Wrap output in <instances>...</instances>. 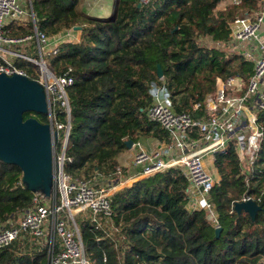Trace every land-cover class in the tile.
Here are the masks:
<instances>
[{
  "label": "trees",
  "instance_id": "1",
  "mask_svg": "<svg viewBox=\"0 0 264 264\" xmlns=\"http://www.w3.org/2000/svg\"><path fill=\"white\" fill-rule=\"evenodd\" d=\"M224 0H114L110 13L90 15L80 0H30L34 21H6L11 35L39 31L49 36L74 26L78 41H62L46 55L56 74L69 66L75 82L67 88L70 133L65 170L92 178L121 167L119 155L126 140L153 136L167 143L169 132L149 118L153 82L170 91L177 111L195 119L208 118L205 98L216 89L217 78L241 75L248 80L254 63L241 53L198 41L230 39L231 22L264 6V0H241L220 6ZM32 44L37 46L36 42ZM15 65L30 77L39 75L33 62L15 57ZM160 64L163 75L157 74ZM198 104V105H197ZM59 119L66 121L64 112ZM42 122L48 113L26 111ZM260 146L244 170L236 145L216 150L214 165L220 175L210 191L221 227L202 208H189L190 181L181 166H171L139 177L111 195L113 219L122 222L117 241L103 236L88 218L78 221L87 256L92 264H264V112ZM198 137L197 131H191ZM122 168V167H121ZM21 167L0 158V221L15 220L32 204L33 190L22 180ZM250 195L261 208L253 217L236 201ZM106 255V260H104ZM48 243L16 239L0 249V264H47Z\"/></svg>",
  "mask_w": 264,
  "mask_h": 264
},
{
  "label": "built area",
  "instance_id": "2",
  "mask_svg": "<svg viewBox=\"0 0 264 264\" xmlns=\"http://www.w3.org/2000/svg\"><path fill=\"white\" fill-rule=\"evenodd\" d=\"M150 1L137 0L139 5ZM240 1L231 0L232 3ZM23 13L24 8L17 0H0V71L9 75L14 72L26 74L15 65L12 56L29 59L39 65L37 80L43 85L46 93L49 115L47 122L51 125L53 186L50 194L44 196L34 190L32 204L23 209L19 220L0 221V249L16 239L44 240L48 243L47 264H92L86 254L76 217L88 218L102 231L103 236L116 241V234L125 237L122 232L123 223H117L113 219L111 205V195L125 182H121L119 178L111 185L97 186L95 179L102 176V173H96L94 179L65 170L66 159L71 160V156L66 155L71 127L67 88L76 78L71 66L63 73L56 74L46 61L44 55L56 52L58 44H52L45 31L35 28L34 33L25 35L14 36L9 33L6 28L7 18L19 17ZM233 22L236 25L235 37L240 42L238 53L254 63V71L249 79L246 81L241 75L227 79L218 77L215 91L205 98L207 110L210 112L206 119H195L189 112L177 111L168 88L153 82L152 101L147 114L168 130L171 141L166 142V150L163 153L160 150L149 152L139 149L135 154V163L141 165L138 177L151 175L171 166L183 167L190 181L187 190L189 200L194 204L193 208L204 209L215 227L220 224L210 191L218 179L207 169L205 155L224 150L233 143L245 170L249 168V161L260 146L262 135L258 119L264 112V42L259 39V28L264 22V7L253 17L241 16ZM32 38L36 40L39 58L3 47V44H19ZM253 40L257 42L253 44ZM247 45L249 47H246ZM252 47L257 50L256 54ZM41 64H44V67ZM57 107L60 112L65 113L66 121L59 119ZM191 131H197L199 136L193 137ZM173 150H176L178 155H174ZM121 172L122 168L118 167L108 176ZM136 179L131 177L130 182ZM119 182L120 184H117ZM247 199L253 198L250 195H244L242 198Z\"/></svg>",
  "mask_w": 264,
  "mask_h": 264
},
{
  "label": "water",
  "instance_id": "3",
  "mask_svg": "<svg viewBox=\"0 0 264 264\" xmlns=\"http://www.w3.org/2000/svg\"><path fill=\"white\" fill-rule=\"evenodd\" d=\"M77 27V26H75ZM158 76L163 75L160 64ZM48 112V102L43 85L27 74L0 71V158L18 164L23 182L33 191L38 190V182L50 194L52 178L51 125L35 116L24 118V112ZM132 139H127L128 147ZM238 211L249 212L253 217L261 205L254 199L235 202ZM221 227H216L219 235Z\"/></svg>",
  "mask_w": 264,
  "mask_h": 264
},
{
  "label": "rangeland",
  "instance_id": "4",
  "mask_svg": "<svg viewBox=\"0 0 264 264\" xmlns=\"http://www.w3.org/2000/svg\"><path fill=\"white\" fill-rule=\"evenodd\" d=\"M82 1L83 2H80V3H83L85 8L87 9V13H89L90 15H94L95 16L96 14H98L97 12H100L101 10H105L108 13L113 8V1L114 0H82ZM228 1H231V0H224L223 2L220 3V6H224V5L228 4V3H230ZM97 7H98V10H97ZM100 8H102V9L100 10ZM97 16H100V15H97ZM238 17H241V16H238ZM231 27H232V30H231V34H230V39L227 40V41H221V42L217 41L216 42L213 39H211V37H209V36H199L198 37V41L200 43H203V44H206V45H209V46L213 45V46L221 47L222 49H224L226 54L232 55V54L238 52L237 49L240 48V42L235 37V33H234V29L236 28L235 22L231 23ZM21 44L22 45L18 46L21 52H23L24 54H27L29 56L35 57V58H39L40 57V53H39V51L37 49V46L35 47V45L31 43V41H26V42L21 43ZM246 47H249V45H247ZM44 57L46 59V54L44 55ZM13 60H15V58H13ZM46 61H47V59H46ZM32 62H33V65H34L33 66L34 70L39 75V65L35 64L34 61H32ZM141 142L132 143V145L130 146V147L137 148L135 153H134L133 161H132L131 164L134 167H139V173L141 171V165H138V164L135 163V154H136V152L139 149H144L145 151H149V152H154L156 150H160L162 153L165 152V150H166V143L161 148H157L155 145L151 144L149 149H148V148H145V146L143 147V145H142L143 142L142 143ZM212 158H214V157H212ZM206 161H207V164H206L207 169L213 173L214 165L212 163H210L209 158L205 155V162ZM119 165L122 167L121 174L114 173V174H111L109 176L104 174L102 176H98L96 179L94 177H92L97 182L96 183L97 186H105V184L109 185V184H107L108 181H111L112 183L113 182L115 183V182H117L119 180V178H121V179H123L121 182H125V184L120 185L121 187H123V186L129 185V184H131L133 182V181L130 182L131 181V177L139 178L138 174H135V173L129 175L130 177L127 175L128 169H129V167H128L129 164L120 163ZM140 177H143V176H140ZM50 183H52L50 185V187L53 186V179L52 178L50 179ZM117 184H120V182L117 183ZM37 191H38V193L41 196L46 195V193L44 191V187L41 185L40 182H38V190ZM188 206H189V208H193L194 204L189 200ZM21 215H22V213L18 214L17 218L14 221L19 220ZM76 219H77V221H80L81 216H77Z\"/></svg>",
  "mask_w": 264,
  "mask_h": 264
},
{
  "label": "crops",
  "instance_id": "5",
  "mask_svg": "<svg viewBox=\"0 0 264 264\" xmlns=\"http://www.w3.org/2000/svg\"><path fill=\"white\" fill-rule=\"evenodd\" d=\"M17 2L19 3L20 6H22L24 8V13L21 16H19V17L12 18L13 21H18L19 23H22V22L26 21V19H28V17H30L34 21V13H33V10H32V6H31L30 0H17ZM80 2H83V1L80 0ZM80 2H79V5L78 6L81 9H83L84 11L87 12V9L83 5V3H80ZM101 9L102 8H100V10ZM97 10H98V7H97ZM110 11L108 13H110ZM105 12H106L105 10H101L100 12H97L98 14H96L95 16H97V15L103 16V15L108 14L107 12L106 13ZM12 19L11 18H7L6 21H10ZM35 28H36V26L34 24V30H35ZM7 29L9 31V33H11L10 32V28H7ZM27 34H30V33H27ZM54 35H51L50 36V40H51L52 44H55V43L56 44H59L62 41H68V40L78 41V40H80V37H81V28H78V27H75L74 26V27L69 28V29H63V30H61L60 32H58V33H56ZM14 36H17V35H14ZM259 39H261V41L264 42V22L261 24V26L259 28ZM27 41H31V43L33 41L36 42L35 38L29 39ZM24 42H26V41H24ZM24 42H22V43H24ZM255 42H257V40H253L252 41L253 44ZM19 45H22V44L21 43H19V44H11V45L3 44V47H5L6 49H9L11 51H19L20 53H23V52L20 51V49L18 47ZM252 48H254V51H255V54H256L257 50L255 49V47H252ZM3 53L8 56V54L5 51ZM15 57H17V56H12L11 57L12 60ZM137 142H141L142 145H143V147L145 146V148H148V149H149V147H150L151 144L152 145H155L157 148H161L166 143V141H162V140H160V139H158L156 137H153V136H148V137H143L142 136V137L139 138V140ZM136 149L137 148H135V147H128L123 153H121L119 155V161H120V163H122V164H125V163L126 164H129V166H128L129 169H128V173H127L128 176L131 175V174H133V173H135V174H138L139 173V167H134L131 164L132 161H133V156H134V153H135ZM173 154L178 155V152L176 150H173ZM206 156L209 158L210 163H212L214 165V158H212V157H214L213 153L210 152V153L206 154ZM206 164H207V161H206ZM212 174H213V176L216 179H219L220 175H219L218 170L215 167V165H214V169H213V173ZM121 180H123V179H121ZM113 183L111 181H108L107 182V184H109V185H111Z\"/></svg>",
  "mask_w": 264,
  "mask_h": 264
},
{
  "label": "bare ground",
  "instance_id": "6",
  "mask_svg": "<svg viewBox=\"0 0 264 264\" xmlns=\"http://www.w3.org/2000/svg\"><path fill=\"white\" fill-rule=\"evenodd\" d=\"M41 66H43V67H44V64H41Z\"/></svg>",
  "mask_w": 264,
  "mask_h": 264
}]
</instances>
